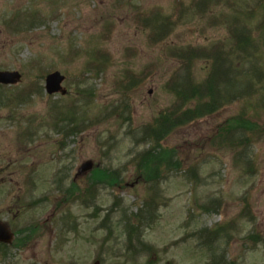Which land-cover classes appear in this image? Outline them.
Returning <instances> with one entry per match:
<instances>
[{
	"label": "rangeland",
	"instance_id": "obj_1",
	"mask_svg": "<svg viewBox=\"0 0 264 264\" xmlns=\"http://www.w3.org/2000/svg\"><path fill=\"white\" fill-rule=\"evenodd\" d=\"M177 1L0 0V70L16 69L22 73L23 80L15 86L17 89L31 79H37L41 69H55L67 75L64 85L69 89L70 96L66 102L84 96L79 89L90 86L96 89L95 97L80 99V108L88 127L67 138L46 125L50 113L44 90L40 96L32 95L29 102L18 108L21 118L27 121L30 116H39V123L33 129V143L24 146V157L31 167L22 171L15 165L9 169L7 178L0 176L4 183L0 187V217L8 221L12 228L44 220L46 226L27 247L11 248L9 263L0 259V264H206L209 254L205 247L197 248L196 234L201 228L215 229L219 223L229 224L232 221L234 232L227 249L222 241L228 258L233 257L238 264H264V107L256 99L250 100L254 104L249 111L250 120L257 124V127L251 124L254 144L248 152L255 165L254 172H247L243 159L237 160L235 153L239 147L228 143L225 138L221 143L220 137L229 129L240 127L234 120L250 103V97H247L225 102L219 111L169 134L164 145L171 148L166 147V153L177 149L185 166L183 171L168 175L154 190H150L145 181L133 182L136 175L135 156L147 146L133 145L128 131L153 123L175 101L177 93L172 87L180 74L179 65L184 61L178 55L179 49H201L202 56L188 70L194 81L203 84L211 68L212 54L218 52V48L225 49L232 44L229 42V22L214 16L232 12L233 8L227 5L226 0H219L205 10L203 16L200 11L188 7L184 11L186 14L180 17L175 29L167 36L168 44L152 42L150 29L142 27L136 15L156 9L171 14L177 10ZM184 1L187 6L192 5V0ZM236 1V10L243 13L255 7L254 0ZM21 11L27 15L41 12L44 16L40 22L28 24L22 32L10 30L5 24L7 18H14ZM260 19V16L257 17L250 25L255 28ZM109 23L113 24L110 31L107 30ZM105 33H109L110 37L103 43H96ZM95 47L107 50L111 63L102 77L96 79L92 75L91 79L83 80L82 72L93 58L91 53ZM34 60L41 62L40 68L30 67ZM128 68L134 73L144 72L146 78L142 85L125 93L115 82L124 77ZM123 94L129 96L127 116H112L109 112L105 119L97 120L101 111ZM54 99L62 100V96L57 94ZM8 114L9 108H0V152L1 156L11 161L21 149H16V144L24 120L21 125L18 122L10 124L6 119ZM87 160L109 168L124 167L123 184L127 182L128 185L117 192L123 200L122 206L128 208L129 217L130 213L143 207L152 192H159L158 222L146 226L142 233L144 242L156 251L155 254L135 256L130 253L125 258V223L117 225L123 214L121 210L111 213L113 237L101 245L108 233L99 228V224L114 201L109 188L100 192L97 203L101 211L97 217L90 215L94 212L93 208L80 202H69L63 209L54 206L55 196L59 194L52 185L54 173L64 167L63 173L68 172V177H73L78 167ZM195 164L196 178H189L186 170ZM27 175L33 176V179L26 180ZM77 186L83 189V179L77 182ZM46 195L50 199H45ZM246 195L250 212L247 210L248 214L243 215L245 204L242 197ZM39 198L43 201L31 211L22 212V207L16 203ZM215 198L221 201L219 207L212 204ZM192 210L194 216L187 224L189 211ZM250 215L254 216L253 219ZM63 217L69 222L65 223ZM132 221L130 226L136 228L138 222ZM70 222L76 228L71 229ZM252 230L259 232V238L263 240L257 246H253L252 240L247 242L245 239ZM97 255L107 260L101 263Z\"/></svg>",
	"mask_w": 264,
	"mask_h": 264
},
{
	"label": "trees",
	"instance_id": "obj_2",
	"mask_svg": "<svg viewBox=\"0 0 264 264\" xmlns=\"http://www.w3.org/2000/svg\"><path fill=\"white\" fill-rule=\"evenodd\" d=\"M241 42L243 43V47H251V38L249 37L245 29L242 30L240 34ZM256 54V53H255ZM254 65H257L256 62H253ZM261 72H257L256 74L259 76ZM255 74V76H256ZM221 74V78L224 81V76ZM219 77V74L216 75L215 80ZM220 78V79H221ZM182 82L183 87L185 86V90L189 94V99L197 98L196 104L192 107L175 109L173 111H165L162 114L161 118L157 121L156 125H151L150 128H144L140 132V139L142 141L146 140L149 143H152L148 149L137 154L136 157V179H142L147 181H156L159 179L166 171L170 169H176L181 167L182 161L178 158L174 161L173 156L176 152V149L173 148L172 151L166 153V148L162 145V140H164L167 133L171 130L176 129L175 127L187 123L188 121L197 118L198 116H202L206 113H211L215 111L217 103L221 100L216 93L212 94L210 101L204 102L202 101L201 96V87L198 85H193V83H189V79H184ZM193 86H192V85ZM213 84V83H211ZM231 87L230 83L224 84V90L228 93L229 88ZM209 89H212V86H208ZM188 101V98H187ZM71 128V127H70ZM135 140L138 142L137 137ZM147 142V143H148ZM169 163V166L165 165ZM90 184L95 185H104L106 186H118L121 184V174L119 170H110L108 168H97L93 171L92 175L89 178ZM96 190L97 188L94 187ZM94 192V190H93ZM70 195L74 192H69ZM65 193V195H68ZM80 196H82V191H79ZM150 207L146 205L145 208ZM141 216V215H138Z\"/></svg>",
	"mask_w": 264,
	"mask_h": 264
},
{
	"label": "water",
	"instance_id": "obj_3",
	"mask_svg": "<svg viewBox=\"0 0 264 264\" xmlns=\"http://www.w3.org/2000/svg\"><path fill=\"white\" fill-rule=\"evenodd\" d=\"M20 75L17 72L8 73V72H0V81L4 82H16L19 79ZM64 79L63 76L60 75L59 72L51 74L47 80V87L50 92H55L60 90V83ZM65 92V90L63 91ZM92 168L91 162H86L80 169V171H86ZM9 240V239H8Z\"/></svg>",
	"mask_w": 264,
	"mask_h": 264
}]
</instances>
